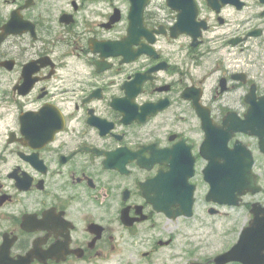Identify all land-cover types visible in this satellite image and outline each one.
Segmentation results:
<instances>
[{
    "label": "flooded vegetation",
    "instance_id": "flooded-vegetation-1",
    "mask_svg": "<svg viewBox=\"0 0 264 264\" xmlns=\"http://www.w3.org/2000/svg\"><path fill=\"white\" fill-rule=\"evenodd\" d=\"M258 122L264 0H0V264H212Z\"/></svg>",
    "mask_w": 264,
    "mask_h": 264
},
{
    "label": "water",
    "instance_id": "water-1",
    "mask_svg": "<svg viewBox=\"0 0 264 264\" xmlns=\"http://www.w3.org/2000/svg\"><path fill=\"white\" fill-rule=\"evenodd\" d=\"M246 127L249 129V125ZM252 132L260 136V143H264L263 125H258L257 129L252 128ZM205 173H208L207 179L211 186L209 199L220 203H237L236 195L228 194V192L224 194L220 193L216 162L211 161L205 169ZM232 184L235 185L236 189L240 184L243 185L242 182L239 183L238 181ZM258 189V187L256 189L253 188V191H257ZM251 213L253 217L248 225L242 229L237 243L224 253L215 256L213 259L215 264H226L233 261L241 262L242 264H264V206L262 207L259 203H254ZM187 214L190 215V212Z\"/></svg>",
    "mask_w": 264,
    "mask_h": 264
},
{
    "label": "rangeland",
    "instance_id": "rangeland-1",
    "mask_svg": "<svg viewBox=\"0 0 264 264\" xmlns=\"http://www.w3.org/2000/svg\"><path fill=\"white\" fill-rule=\"evenodd\" d=\"M257 199L264 201L262 195H258ZM225 211L228 213L225 214L223 217H220L216 221L214 232H212L213 230L209 226L207 228H203L199 230L201 234H204V240H202L203 244L205 245V247L202 250L203 258L213 257L216 254L227 250L236 241L239 230L248 221V212L243 208L239 210L226 209ZM201 216H208V215L205 213H203L202 215H197L196 217L193 218L192 222L199 226ZM211 220L212 219L208 216L209 225L211 224L210 222ZM230 264H239V263H230Z\"/></svg>",
    "mask_w": 264,
    "mask_h": 264
}]
</instances>
